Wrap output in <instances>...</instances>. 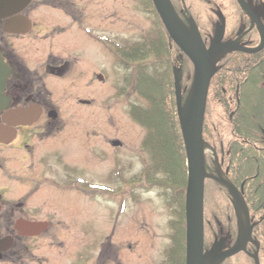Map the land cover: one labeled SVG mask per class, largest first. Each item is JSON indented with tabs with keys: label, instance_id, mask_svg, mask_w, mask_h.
Returning a JSON list of instances; mask_svg holds the SVG:
<instances>
[{
	"label": "flooded vegetation",
	"instance_id": "obj_1",
	"mask_svg": "<svg viewBox=\"0 0 264 264\" xmlns=\"http://www.w3.org/2000/svg\"><path fill=\"white\" fill-rule=\"evenodd\" d=\"M123 1L0 0V56L8 73L0 107V264H60L62 231L75 235V229L85 249L71 264H123L108 226L118 227L125 216L124 143L109 138L107 123L80 116L97 100L92 83L105 82L108 56L120 61L125 42L107 29L123 25ZM171 2L188 27L195 22L207 46L222 33V42L244 48L261 43L264 0H242L251 14L238 0ZM233 53L253 59L264 50ZM69 158L76 166L64 163ZM137 177L134 199L142 191ZM174 211L178 218V203ZM96 217L99 237L90 224ZM171 229L163 264H172V222ZM236 242L223 237L217 247ZM251 244L232 258L254 261Z\"/></svg>",
	"mask_w": 264,
	"mask_h": 264
},
{
	"label": "trees",
	"instance_id": "obj_2",
	"mask_svg": "<svg viewBox=\"0 0 264 264\" xmlns=\"http://www.w3.org/2000/svg\"><path fill=\"white\" fill-rule=\"evenodd\" d=\"M148 2L158 19L159 36L126 46L121 55L126 66L135 63V90L147 104L133 105L130 110L132 119L146 130L143 149L149 154L150 163L144 181L150 186L171 191L172 201L179 205V217L172 222L174 238L169 255L172 264H185L187 155L177 112L175 69L182 67V87L190 89L193 65L185 56L182 64L174 63V55L181 52L171 43L152 1ZM246 57L229 53L220 59L211 82L208 105L214 101L213 110L218 112L217 116H222L227 129L220 142L217 125L206 122L204 139L214 148L227 178L246 202L254 225L253 239L260 246L261 259L264 252V53L253 59ZM185 66L189 69L185 70ZM230 129L233 141L228 143ZM206 186L211 194L216 188L222 189L213 179H208ZM224 192L229 204L226 208L232 211L234 225L224 227L217 213L211 212L209 219L205 218V230L212 227L210 240L205 242L206 249L212 248L216 238L238 239L236 209L229 193ZM228 219L232 223L231 217ZM251 245V251L255 253L257 246ZM246 257L249 259L248 255ZM231 259L220 264H227Z\"/></svg>",
	"mask_w": 264,
	"mask_h": 264
},
{
	"label": "rangeland",
	"instance_id": "obj_3",
	"mask_svg": "<svg viewBox=\"0 0 264 264\" xmlns=\"http://www.w3.org/2000/svg\"><path fill=\"white\" fill-rule=\"evenodd\" d=\"M142 1L139 3L137 0H124L123 25L117 29L111 26L107 29L110 32L119 34L126 45L133 42H141L145 38L153 37V35L159 36L158 19L157 17L155 18L152 12L144 10ZM108 10L113 12L115 8L113 10L109 7ZM60 43L62 44V41ZM61 49L57 48V51L60 52ZM63 52L61 50L62 54H67ZM178 56L174 55V63L178 62ZM100 60V57H96L93 54V64H98ZM184 69L188 70L189 68L185 66ZM152 71L153 69H150V72ZM104 76L107 79L104 80V83L95 84V81L92 83L93 91H98L97 100L93 102L92 107L89 109L90 112L87 113L86 111L80 116L83 118L82 121L107 123L109 138H118L124 143L125 216L118 227H114L112 222L109 221L108 234H113L109 241L112 242L114 250L118 246L123 251V264H163L166 251L171 245V222L177 219L174 211V207H177V202L172 201L171 197L173 195L170 196L171 191L163 190L160 187L149 188L143 180V175L150 163L149 154L143 150L146 130L132 119L130 110L134 104H147L135 90L136 70L134 65L127 68L125 65H121L119 61L115 62L111 56H108V66ZM94 95L92 94L93 97ZM188 96L189 94L186 95V98ZM215 106L214 101L207 105L205 123L209 122L217 125L215 128H219L218 140L220 141L223 140V133L227 126L224 119L222 120V116H217L218 112L215 109L213 110ZM218 140L217 149L219 150ZM231 141H233V135L230 129L228 143ZM206 160L208 174L218 177L221 175V178L225 177L216 155L210 149L206 151ZM64 163L68 166H76L73 158H69ZM113 164L114 159L110 153L108 158L110 169L113 168ZM61 168L63 169V167ZM64 169L68 170L66 167ZM137 176L141 177L140 186L142 191L134 199L130 189L138 180ZM219 186L222 189L216 188L213 194L208 191L210 189L206 186L205 218L208 220L211 212L213 214L217 213L216 216L219 221L222 222L224 227L229 228L234 225V221L232 211L226 208L229 204L227 205V194L224 191L226 190L227 192L228 189L224 185L220 184ZM230 217L232 223L229 222L228 218ZM98 220V217H96L90 224L93 225V233L95 234L97 231L99 237L102 234V228L101 222ZM211 230L212 227L210 229L206 227L205 238L207 243L210 240L209 232ZM62 233L61 241L63 243H61L60 249V264H71L75 260L76 255L80 256L84 251L85 241L78 235L79 230L77 229H75V235H70L66 231H62ZM261 257V264H264V252L261 253ZM83 264L87 263L84 262ZM227 264L252 263L245 255L241 254L231 259Z\"/></svg>",
	"mask_w": 264,
	"mask_h": 264
},
{
	"label": "water",
	"instance_id": "obj_4",
	"mask_svg": "<svg viewBox=\"0 0 264 264\" xmlns=\"http://www.w3.org/2000/svg\"><path fill=\"white\" fill-rule=\"evenodd\" d=\"M152 1L170 38L194 66L193 85L184 105L180 75L175 76L178 117L187 154L186 264H220L246 251L248 243L252 241L253 225L249 209L238 188L226 177L211 176L206 170L205 151L206 147L210 146L204 141L203 135L209 89L217 72L216 63L220 57L233 51L254 54L264 49V28L260 27L261 44L257 48L248 49L235 43H222V37H217L208 48L193 22H191V30L182 23L171 0ZM238 1L250 13L242 0ZM6 78V67L0 56V107L3 101L1 91ZM207 178L214 179L228 189L240 227L239 240L236 245L218 253H215L216 244L210 251H205V182ZM253 258L256 264H260L258 252Z\"/></svg>",
	"mask_w": 264,
	"mask_h": 264
},
{
	"label": "bare ground",
	"instance_id": "obj_5",
	"mask_svg": "<svg viewBox=\"0 0 264 264\" xmlns=\"http://www.w3.org/2000/svg\"><path fill=\"white\" fill-rule=\"evenodd\" d=\"M206 149H208V147H206Z\"/></svg>",
	"mask_w": 264,
	"mask_h": 264
}]
</instances>
